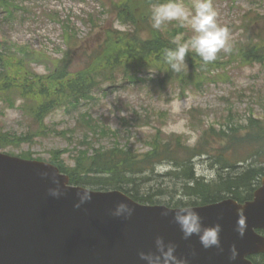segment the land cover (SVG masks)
<instances>
[{
	"label": "rangeland",
	"instance_id": "obj_1",
	"mask_svg": "<svg viewBox=\"0 0 264 264\" xmlns=\"http://www.w3.org/2000/svg\"><path fill=\"white\" fill-rule=\"evenodd\" d=\"M9 1L15 9H12L9 18L0 10V45L7 43L10 48L16 45L33 54H43L51 61H59L61 55L70 52L73 70L80 67L81 51L97 39H103L104 31L128 30L118 22L111 6L123 3V0H103L105 7L97 0ZM174 2L182 4L189 12L195 11L194 0ZM138 4L134 0V7ZM212 5L217 12L218 25L229 30L230 49L247 43V31L252 33L257 30L255 16L264 14V0H212ZM89 17H92L90 22ZM90 24L100 26L102 35L98 34V29H91ZM179 25L183 30L178 33L175 42L180 45L195 34L190 26L174 20L160 30L164 32ZM66 29L68 34L76 36L81 42L80 49L66 46L63 39ZM189 51L195 52L192 49ZM227 53L223 50L219 52L221 63L217 68L209 65L206 71H198V81L188 82L190 84L184 91L177 84L162 91L156 73L147 71L136 83L130 84L121 79L115 83H101L90 94L91 99L83 102L78 110L57 108L38 126L21 110L20 101H16L12 108L0 103V134L6 133L15 140L0 151L46 162L58 159L64 166L72 168L76 152L87 148L107 149L117 145L133 153H146L148 142L158 132L162 135L161 140L169 135L179 136L184 144L193 147L204 129H226L224 124L230 116L238 125H245L250 117L262 120L264 63L242 65L232 61ZM31 68L39 75H47L52 69L41 64ZM227 145L216 141L210 143L206 150L211 155H217ZM245 153L246 148L238 149L235 157L242 160L240 158ZM193 162L196 177L205 179L207 171L212 170L216 179L218 167L213 161L202 157L195 158ZM250 163L240 162L238 171L245 170ZM257 165L255 162L253 167ZM171 167L167 163L158 164L155 174L167 173ZM156 175L148 174L150 180L141 186L142 193L151 192L157 205H172V198L177 201L174 190L180 185L174 187L172 181ZM259 261L264 262V259L259 258Z\"/></svg>",
	"mask_w": 264,
	"mask_h": 264
},
{
	"label": "trees",
	"instance_id": "obj_2",
	"mask_svg": "<svg viewBox=\"0 0 264 264\" xmlns=\"http://www.w3.org/2000/svg\"><path fill=\"white\" fill-rule=\"evenodd\" d=\"M97 1H101L105 7L103 0ZM137 1L139 4L135 7L134 0H123V3L116 6L111 3L118 22L128 30L104 31L103 39H97L81 51L80 67L76 70L72 69L74 62L70 52L61 55L59 61H51L43 54H33L16 45L10 48L7 43L1 44L0 103L12 108L16 101H20L21 110L38 126L57 108L78 110L83 102L91 99L90 94L101 83H115L120 79L130 84L136 83L139 77L152 71L156 73L157 83L162 91L176 84L184 91L187 85L199 79L196 74L198 71H206L205 68L209 65L215 69L221 63L220 54H217L215 61L206 64L195 52L189 51L185 57L186 67L180 72L172 71L164 60V50L175 49L179 45L175 40L183 28L179 25L161 32L151 26L152 6L168 0ZM14 6L9 0H0V10L2 14H6V18L10 17ZM255 17L256 32L247 31V43L235 45V49L227 53L232 61H238L242 65L264 63V14H257ZM90 21L92 17H89ZM90 26L91 29H98V34L102 33V28L97 24ZM67 30L66 39L63 38L66 46L80 49L81 42L76 36L68 34ZM37 64L47 65L52 69L47 75H39L31 68ZM224 125L226 129H204L193 147L184 144L179 136L169 135L161 140L162 135L158 132L148 142L146 153H133L115 145L107 149L87 148L77 151L72 168L64 166L58 159L49 162L63 174L66 173L72 185L97 191L119 190L135 202L145 205L156 203L151 192L142 193L141 186L150 180L148 174L156 175L158 164L167 163L172 166L171 170L156 176L172 181L174 187L179 184L180 188H175L174 195L179 193L189 200L174 202L175 199L172 198V205L164 204L167 207H195L226 198L242 203L243 200L252 198L256 179L264 172V167L260 166L264 163V118L258 120L250 117L245 125H238L230 116ZM14 141L11 135L0 134V149ZM216 141L228 145L217 155H211L206 148ZM244 148L247 149V155L244 154L240 158L242 160H239L235 153ZM202 157H207L218 167L214 181L205 182L204 178L196 177L193 160ZM245 161L251 163L245 170L238 171L240 162ZM255 162L260 165L253 167Z\"/></svg>",
	"mask_w": 264,
	"mask_h": 264
},
{
	"label": "water",
	"instance_id": "obj_3",
	"mask_svg": "<svg viewBox=\"0 0 264 264\" xmlns=\"http://www.w3.org/2000/svg\"><path fill=\"white\" fill-rule=\"evenodd\" d=\"M69 182L54 165L0 152V264H146L139 253L155 252L157 237L175 245L186 264H252L248 256L264 254V237L256 232L264 231V178L251 202L192 207L205 227L221 225L220 248L209 249L195 235L183 238L174 208L145 206L120 191H92L91 201L76 208L83 188ZM58 186L63 195L51 196ZM119 203L134 209L133 215H112ZM240 216L242 237L236 231Z\"/></svg>",
	"mask_w": 264,
	"mask_h": 264
},
{
	"label": "clouds",
	"instance_id": "obj_4",
	"mask_svg": "<svg viewBox=\"0 0 264 264\" xmlns=\"http://www.w3.org/2000/svg\"><path fill=\"white\" fill-rule=\"evenodd\" d=\"M194 13L187 11L182 4L174 2V0H168L166 3L154 4L151 8V26L160 30L163 25L171 21H179L182 25L190 26L195 33L187 42L177 45L175 49L164 50V60L171 67L172 71L180 72L185 66V57L189 52V49L195 51V53L202 58L204 63H210L217 59V54L222 50L229 52L230 46L228 44L229 30L226 27L218 25L216 17L217 12L214 10L212 0H194ZM47 176V173L42 174ZM215 178V172L208 170L205 175V182H208ZM53 182L58 185V181L53 179ZM70 188V185H66ZM92 190L83 188L77 193L79 203L75 205L76 208H80L85 202L91 201ZM49 194L53 197H59L63 195V192L59 189H50ZM188 197L182 194L176 195V200L187 201ZM134 209L130 208L125 203H119L116 206V210L112 215L121 217L124 213H127L125 218L133 215ZM167 211L163 214L167 215ZM174 219L176 224L179 225L183 238L185 240L192 236L199 238L200 244L204 249L212 247L220 248V233L221 225L216 223L214 226L205 227L202 223V218L199 213L193 209L190 205L181 206L176 209ZM245 218L240 216L237 221L236 231L242 237L244 234ZM155 252H140L139 258L146 264H186V261L178 258L175 255L176 246L169 243L165 244L163 238L157 237L155 240ZM230 259L235 260L236 250L235 245L231 248Z\"/></svg>",
	"mask_w": 264,
	"mask_h": 264
},
{
	"label": "flooded vegetation",
	"instance_id": "obj_5",
	"mask_svg": "<svg viewBox=\"0 0 264 264\" xmlns=\"http://www.w3.org/2000/svg\"><path fill=\"white\" fill-rule=\"evenodd\" d=\"M259 184H258V186H260V182H258ZM257 258H261V259H264V257L263 256H260V255H258V256H256ZM256 257H253L252 259H254V258H256ZM262 264H264V262L262 263Z\"/></svg>",
	"mask_w": 264,
	"mask_h": 264
}]
</instances>
